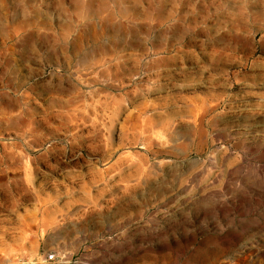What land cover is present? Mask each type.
<instances>
[{
    "label": "rangeland",
    "instance_id": "obj_1",
    "mask_svg": "<svg viewBox=\"0 0 264 264\" xmlns=\"http://www.w3.org/2000/svg\"><path fill=\"white\" fill-rule=\"evenodd\" d=\"M49 253L264 264V0H0V264Z\"/></svg>",
    "mask_w": 264,
    "mask_h": 264
},
{
    "label": "built area",
    "instance_id": "obj_2",
    "mask_svg": "<svg viewBox=\"0 0 264 264\" xmlns=\"http://www.w3.org/2000/svg\"><path fill=\"white\" fill-rule=\"evenodd\" d=\"M39 263L40 264H63V257H60L58 254H55V253H49V254L43 255Z\"/></svg>",
    "mask_w": 264,
    "mask_h": 264
}]
</instances>
